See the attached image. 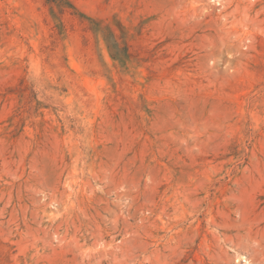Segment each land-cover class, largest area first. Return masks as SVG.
<instances>
[{
    "label": "rangeland",
    "instance_id": "374dc122",
    "mask_svg": "<svg viewBox=\"0 0 264 264\" xmlns=\"http://www.w3.org/2000/svg\"><path fill=\"white\" fill-rule=\"evenodd\" d=\"M0 264H264V0H0Z\"/></svg>",
    "mask_w": 264,
    "mask_h": 264
}]
</instances>
